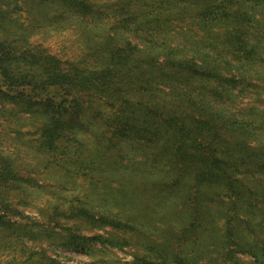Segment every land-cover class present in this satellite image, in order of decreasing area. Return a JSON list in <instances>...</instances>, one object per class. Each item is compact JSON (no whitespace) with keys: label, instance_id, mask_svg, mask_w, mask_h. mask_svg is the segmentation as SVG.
Listing matches in <instances>:
<instances>
[{"label":"rangeland","instance_id":"1","mask_svg":"<svg viewBox=\"0 0 264 264\" xmlns=\"http://www.w3.org/2000/svg\"><path fill=\"white\" fill-rule=\"evenodd\" d=\"M0 42V264H264V0H0Z\"/></svg>","mask_w":264,"mask_h":264},{"label":"trees","instance_id":"2","mask_svg":"<svg viewBox=\"0 0 264 264\" xmlns=\"http://www.w3.org/2000/svg\"><path fill=\"white\" fill-rule=\"evenodd\" d=\"M11 53L8 50H5L4 44L0 42V72L5 79V82L10 83L11 82V76H10V71L8 68H4V64H10L12 59L10 57ZM46 73H42L40 77H38V81H29V75L26 73L21 74V82L25 83L31 90V92H35L37 90H40L42 88H48L47 86H52V84H61V83H66L68 82V79L64 75L61 74H48L45 75ZM44 76V77H43ZM46 85V86H45ZM43 104H47L50 107H54L52 105V99L48 96H46ZM257 153L256 155L259 156V160L256 161L255 167L256 169L258 168H264V147H261V149H256L255 150ZM214 156L219 155L220 153L218 151H213ZM222 154H228V152L223 151ZM227 156V155H226ZM252 155L247 156V155H239L234 157L236 161H240L239 163L241 166H248L252 162H250ZM228 165L226 162L219 160L217 158H212L210 163H205V168L202 173V175H205L206 179L210 178V176H215L218 171L222 173V175L225 177L226 176V171L223 167Z\"/></svg>","mask_w":264,"mask_h":264}]
</instances>
